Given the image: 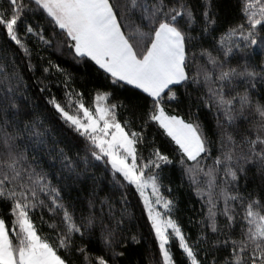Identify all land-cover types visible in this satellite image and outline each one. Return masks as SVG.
Segmentation results:
<instances>
[{
  "label": "snow or ice",
  "instance_id": "snow-or-ice-1",
  "mask_svg": "<svg viewBox=\"0 0 264 264\" xmlns=\"http://www.w3.org/2000/svg\"><path fill=\"white\" fill-rule=\"evenodd\" d=\"M258 45L264 0H0V264H264Z\"/></svg>",
  "mask_w": 264,
  "mask_h": 264
},
{
  "label": "trees",
  "instance_id": "trees-1",
  "mask_svg": "<svg viewBox=\"0 0 264 264\" xmlns=\"http://www.w3.org/2000/svg\"><path fill=\"white\" fill-rule=\"evenodd\" d=\"M255 52H256L258 58L264 57V49H262L259 45L255 47ZM32 93L35 94V96L39 97V99H37V101H36L37 104L43 106V105H44V99H43V96L38 92V89L34 87V88L32 89ZM207 119H208L209 121H211V119H212L211 114H209V115L207 116ZM188 207L191 208L192 205L190 204V205H188ZM195 208H196L197 210H199V208H200L199 203H196V204H195ZM191 214H192L191 212H187V211H185V212H182V213H181V216H182V217H185V216H187V215H191ZM45 230L47 231V228H45ZM151 247H152V244H151V242L149 241L147 244H145V245H143V246H141V247L139 248V250H138V254H139V258H140V260L142 261V264H143V261L145 260V256L147 255V251H146V250L149 249V248H151Z\"/></svg>",
  "mask_w": 264,
  "mask_h": 264
}]
</instances>
